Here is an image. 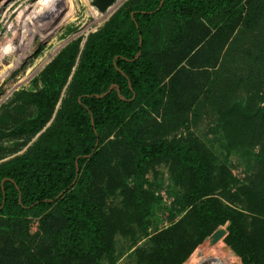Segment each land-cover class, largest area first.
Segmentation results:
<instances>
[{"label":"trees","instance_id":"trees-1","mask_svg":"<svg viewBox=\"0 0 264 264\" xmlns=\"http://www.w3.org/2000/svg\"><path fill=\"white\" fill-rule=\"evenodd\" d=\"M242 2L127 3L106 28L89 35L71 95L57 121L24 154L0 165V264H18L17 259L28 255V264H117L127 253L132 264H181L213 232L221 240L205 250L204 264H229L236 260L224 249L223 240L245 264H264V0ZM164 14L177 21V32L184 33L191 24L204 25V19L218 15L229 18L227 28L223 25L224 31L215 36L214 45L221 60L231 66L224 68V75H220L222 69L215 73L216 83L209 84L207 101H197L196 108L202 112L207 107H222L219 111L224 113L227 140L245 152L256 146L260 149L252 154L253 172L241 181L229 169L227 159L215 161L214 153L195 141L170 143L160 139L137 144L142 217L151 207L144 200L149 196L143 188L146 172L149 166L166 158L173 161V177L179 187L177 211L184 214L154 233L148 231L144 220L138 221L139 230L132 224L130 232L140 234L121 251L114 236L121 223L116 224V218L108 215L103 202L105 192L94 184L95 168L103 155V132L124 128L129 119L137 120L172 99L187 95L188 85L196 81L199 70L183 67L163 83L148 47L159 17ZM209 39L208 34L198 30L192 35L189 48L184 47L196 57L211 47ZM75 64L76 52L66 49L48 71L59 73L61 86ZM199 67L203 68L199 73H212L213 66L207 62ZM61 88L54 93L26 92L23 100L35 103L38 112L25 129L11 134L35 135L42 131L55 112ZM236 92H240V100L230 109V116L223 98ZM140 103L142 107L131 115ZM50 209H56L64 220L59 230L53 231L50 238L45 237L47 249H53L54 254L50 249L41 250V245L31 250L26 243V238L31 237L29 217L43 215ZM128 213L132 214L131 210ZM7 225L12 229L9 239L15 245L20 243L18 249L12 244L14 251L10 250L11 242L4 239L3 226ZM30 239L33 242L34 238ZM140 241L143 242L139 244ZM4 255L8 259L2 258ZM189 264L195 261L192 259Z\"/></svg>","mask_w":264,"mask_h":264},{"label":"rangeland","instance_id":"rangeland-1","mask_svg":"<svg viewBox=\"0 0 264 264\" xmlns=\"http://www.w3.org/2000/svg\"><path fill=\"white\" fill-rule=\"evenodd\" d=\"M96 1L0 0V76L2 73L5 74V79L0 84V165L24 154L39 139V136L57 121L59 111L71 95L72 86L77 78V65L89 35L106 28L111 19L115 18L127 3L143 2V0H122L121 2L116 0L110 8L117 7L101 20H97L93 14V10L99 9ZM247 1L244 0L242 3ZM106 10L103 13H106ZM23 11L25 12L21 14ZM228 20L229 18L224 19L222 15L204 19V25L197 27L191 24L184 33V31L177 32L178 24L173 17L161 15L151 35L148 53L155 61L163 83L169 82L177 70L183 67L202 71L203 68L199 66L203 62L213 66L212 73L202 74L198 70L196 81L188 85L187 95L178 96L166 106L143 114L137 120L129 119L124 128L103 132V143L100 146L103 149V155L95 168L94 184L105 192L103 202L108 215L116 218V224L121 223L120 226H116L117 231L114 234L121 251L125 250L140 234V231H137L135 235L130 232L129 228L132 224L135 230H139L138 221L144 220L149 226L148 231L154 233L156 229L169 227L184 214L177 211L179 206L176 195H178L179 187L175 184L173 177V161L166 158L149 166L146 172L147 180L143 183V188L149 191V196L144 200H147L151 207L142 217L143 211L139 206L143 197L141 192L139 193L141 188L136 172L139 155L137 144L160 139H166L170 143L195 141L203 148L212 151L216 157L215 161L221 163L227 159L229 169L241 181L254 170L255 158L252 154L257 153L260 147L256 146L252 149L253 151L245 152L242 147L227 140L224 113L219 111L223 110L222 107H207L202 112L196 108L197 101H207L206 92L209 84L216 83L214 80L216 78H213L215 73L222 69L220 75H224V68L231 66L227 61L221 60L214 45L217 42L215 36H219L220 32L227 28ZM11 23L16 26L13 34H10L9 30ZM223 25L225 28L221 29ZM48 30H50L49 35ZM198 30L208 34V39L213 36L208 41L212 45L208 47V51L193 57L194 52L188 53L187 48L191 45L189 41L192 40V35L198 34ZM10 40L14 44H20L21 49L28 47L27 57L16 65L13 64L16 61L14 55L4 54L2 50ZM66 49L76 52V64L69 73L66 83L60 86L59 73L48 71V67ZM21 53L20 51L19 54ZM24 56V54L21 55V57ZM7 69L9 70L6 72ZM59 86L62 88L55 112L43 130L35 135L27 133L12 135L14 131L25 129V124L38 112L35 103L23 100L24 94L26 92L54 93L60 89ZM196 89L199 92H196ZM239 94L240 92H236L230 97L223 98L228 111L231 108L233 110L236 102L240 100ZM141 107V103L138 104L131 115H134ZM231 110L227 113L230 116ZM128 209L132 214L128 213ZM8 225L3 226L6 228L3 235L4 239L11 242L10 250L14 251L13 247L18 249L20 243L16 246L13 240L9 239L12 229L9 228L11 224ZM63 225L64 220L56 209H50L43 215L31 214L29 235L34 239L32 242L31 237H27L26 243H29L31 250L41 245L43 246L41 250L45 252L50 249L51 254H54L53 249H47L48 241H45V237L50 238V234ZM220 240L216 232L206 236L181 264H189L192 259L195 264H204L205 250ZM222 243L224 249L236 258L229 264H245L244 259L225 240ZM4 253H7V250H4ZM127 256L128 253L120 258L117 264H132L127 260ZM2 258L8 259L5 255ZM17 260L18 264H21V261L23 264L31 261L30 255L22 256L21 260ZM32 263L35 264L34 261ZM9 264L12 263L9 262ZM43 264H46V261H43Z\"/></svg>","mask_w":264,"mask_h":264},{"label":"bare ground","instance_id":"bare-ground-1","mask_svg":"<svg viewBox=\"0 0 264 264\" xmlns=\"http://www.w3.org/2000/svg\"><path fill=\"white\" fill-rule=\"evenodd\" d=\"M121 1L122 0H120V2ZM116 7L117 6H114L112 8H108V10H106V13H103L104 11H101L100 9L93 10V14H94V16H95V18L97 20H101L102 18H104L105 16H107L108 14H110L112 12V10L114 8H116ZM25 11L21 12V14H23ZM14 27L16 28V26H14ZM19 45L20 44H14L13 41L10 40V42L9 43H6L3 46V49H2L4 54L11 53V54L14 55L13 57H15L14 59H16V61L13 63L14 65H16L18 62H20L21 60H23L25 57H27V49H28V47H23V49H21ZM20 51L22 52L21 54H19ZM29 51H30V49H29ZM22 54H24L25 56L24 57H21ZM8 70L9 69H7L6 72ZM3 79H5V74L4 73H2L1 76H0V84L4 81Z\"/></svg>","mask_w":264,"mask_h":264},{"label":"water","instance_id":"water-1","mask_svg":"<svg viewBox=\"0 0 264 264\" xmlns=\"http://www.w3.org/2000/svg\"><path fill=\"white\" fill-rule=\"evenodd\" d=\"M116 0H97L96 4L101 11H104L112 6Z\"/></svg>","mask_w":264,"mask_h":264},{"label":"built area","instance_id":"built-area-1","mask_svg":"<svg viewBox=\"0 0 264 264\" xmlns=\"http://www.w3.org/2000/svg\"><path fill=\"white\" fill-rule=\"evenodd\" d=\"M12 27H13V28H12ZM9 30L11 31L10 34H13V32H15V29H14V26H13L12 23L10 24V28H9ZM10 34H9V35H10ZM9 35H8V38H9Z\"/></svg>","mask_w":264,"mask_h":264}]
</instances>
